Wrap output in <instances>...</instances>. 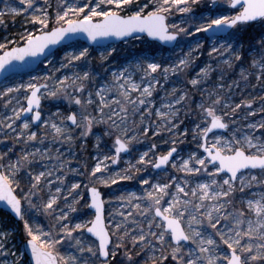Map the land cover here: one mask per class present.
Masks as SVG:
<instances>
[{"label":"snow or ice","instance_id":"obj_1","mask_svg":"<svg viewBox=\"0 0 264 264\" xmlns=\"http://www.w3.org/2000/svg\"><path fill=\"white\" fill-rule=\"evenodd\" d=\"M0 2L4 5L0 24L6 16L23 15L27 23L37 26L35 31L20 33L18 40L0 43V73L9 71L14 61L38 58L50 46L80 35L96 44L139 33L172 43L181 33L211 31L217 41L208 53L219 57L217 66L206 64L183 86L173 84L159 105L155 94L171 77L187 75L198 58L192 53L202 47L199 41L176 60L139 55L115 69L106 66L116 52L108 45L100 56L101 72L88 70L89 49L82 47L66 53L61 64L77 67L76 62H84L73 78H57L52 85L5 86L0 92L2 100L23 91L26 101L21 103L17 97L11 114L0 117V143L12 141L0 152V202L24 221L25 247L33 264H113L117 256H121L117 264H264V115L255 121L247 119L264 113V106L255 110L252 100L237 102L232 95L234 89H241V81L247 85L253 76L258 82L264 80V0H224L234 14L200 23L194 33L170 25L168 14L173 9L191 13L199 0L143 4L140 0H56L54 9L52 0ZM216 2L212 0L213 5ZM256 26L258 34L249 35ZM237 68L239 78L226 79L227 70ZM192 93H199L200 99ZM42 99L66 100L70 110L44 115ZM10 105L12 99H7L4 107ZM241 109L247 111L237 115ZM193 114L198 122L190 130L181 129L184 119ZM240 119L246 123L238 124ZM94 128H102V134H95ZM161 130L170 133L167 150L157 153L153 143L135 164L129 161L121 172L113 171L122 154L131 153L132 145L142 142L140 136L148 137L150 132L157 136ZM189 132L195 150L177 160V145L186 142ZM89 136L95 137L97 149L94 165L90 170L85 165L89 183H71L64 194L65 164L70 161L62 158L56 145L67 144L71 151L80 140L83 148ZM103 137L111 141L106 152L100 150ZM149 166L156 174L151 180L141 178L140 184L148 186L143 194L120 195L128 210L110 214L121 219L106 223L105 201L97 184L132 180ZM70 170L83 174L79 168ZM82 187L88 195L77 191ZM45 188L48 198L37 202V193ZM84 208L94 210L91 218L71 216ZM28 210L55 223L45 230L39 221L25 219ZM9 235L0 232V256L4 257L0 264H18L8 259L16 255L7 247ZM65 248L71 251H62Z\"/></svg>","mask_w":264,"mask_h":264},{"label":"rangeland","instance_id":"obj_2","mask_svg":"<svg viewBox=\"0 0 264 264\" xmlns=\"http://www.w3.org/2000/svg\"><path fill=\"white\" fill-rule=\"evenodd\" d=\"M12 3H18V0H11ZM147 2V0H140V3L143 4ZM53 9L56 6V0H52ZM4 7L3 3L0 2V9ZM150 10V9H149ZM51 11V10H50ZM234 14V10L229 8L224 0H217L216 4L213 5L212 0H199L197 4L192 5L191 13H181L175 9L168 14V23L177 24L181 27H185L189 32L194 33L195 26L200 23H205L211 18H215L219 15H231ZM37 26H34L30 23H27L24 19L23 15H18L16 17L6 16L5 23L0 24V43H5L6 41L18 40L19 34L24 32L26 29L35 31ZM235 31V30H231ZM259 26L249 29V35L258 34ZM247 39V37H245ZM199 41L202 47L197 51L193 52L192 55L194 57H198L195 59L193 65L188 70L187 75L181 74L179 77H171L167 83H164L163 86L159 89V91L155 94L154 99L157 105L160 104V98L165 96V90H169L172 88L173 84L178 86H183L186 83V80L192 76H195L196 73L200 70V68L204 67L206 64H212L214 67L217 66V60L219 57H216L215 54L213 56H209L212 46L217 41L214 38H209L206 33L199 32L194 33L193 35H187L185 33H181L179 36V41L174 48H166L155 41H150L147 36L136 37L122 42H114L111 44H106L98 47H91L87 43L78 40L69 45L62 46L59 48L49 59L44 61L39 68L32 74L29 75H19L14 76L6 80L4 83L0 85V92H2L5 86L16 87L19 84H27L29 82L35 83H49L50 85L59 78L63 79L65 77L73 78L74 73L81 70L84 67L83 61L76 62L77 67H73L69 65L68 67H62V61H64V57L66 53L78 52L82 47H87L89 49L88 56L86 60L89 61L88 70L101 72V53L104 51L105 46L111 45L116 48V52L113 53L112 57H109V60L106 66L109 69H115L119 65H123L126 61L133 59L139 55H147L153 56L155 55L158 59L163 57L165 60L171 59L176 60L178 56H182L189 51V46H195V42ZM11 46V45H10ZM2 54V52H0ZM220 67H225L220 65ZM229 75L226 79H238L239 68L233 70H227ZM33 77L37 79L33 81ZM216 73H213V80H215ZM48 78V79H45ZM167 84V85H166ZM91 86V85H90ZM190 88L191 86L188 85ZM167 88V89H166ZM71 91V89H69ZM196 100L200 99L199 93H192ZM233 98L235 101L239 102L241 99L252 100L253 101V109L259 110L262 106H264V80L256 81L255 77H250V83L247 85L241 81V89L233 90ZM19 97L21 103H25L24 93L21 91L20 93H11L8 96L4 97V99L0 100V117L7 112L9 115L11 114V107L16 106V98ZM7 99H12V105H10L7 109L4 107V103ZM75 105H72V108L75 109ZM59 110L61 113L67 114L69 112V104L66 100H51V99H42V112L44 115H48L52 112H56ZM246 109H241V113L246 112ZM264 115V113H259L257 116L248 117V120H259L260 116ZM198 122V116L193 114L189 116L187 119H184V123L180 125L181 129L188 128L189 130L193 127L194 123ZM19 121L17 124L19 125ZM147 124V121L145 122ZM246 121L244 119L238 120V124H244ZM156 126L153 125V128ZM35 130V129H33ZM102 128H94L93 132L95 134H102ZM226 134V133H225ZM0 139H3L0 136ZM51 137H49V140ZM170 139V133L167 131L161 130V134L157 136H153L150 132L148 137L140 136L139 140L142 142L134 143L132 145V152L128 154H122V158L120 163L117 165H113L112 169L115 172H121L123 169L128 167V162L135 164L136 158L138 155L144 151H147L150 146L155 143L157 145V153H163L170 147L169 143H165V141ZM96 143L94 136H89L87 138V143L81 148L80 140H77L74 145L71 146V151L69 150V145L65 144L63 146L56 145L57 148L60 149V154L65 161H70V163L65 164V175L66 180L62 187L65 189V193L67 194V187L71 183H89V178L87 171L85 170V165L87 169L90 170L91 167L96 162L93 157L96 155L97 149L94 147ZM12 141L9 139L4 143H0V152L5 151L10 145ZM111 141L108 137H103L101 142V151L106 152L108 150V146H110ZM38 147H43L41 145H37ZM51 146V145H49ZM19 147V146H17ZM179 150V155L176 156V159L179 160L181 156H187V153L195 150V144L191 140V132H189V136L185 143L177 145ZM75 153V155H73ZM151 155V153H150ZM45 163H48L45 161ZM51 163H55L52 161ZM143 167V166H140ZM79 168L80 173L71 171L70 169ZM171 171V169H170ZM155 170H153L150 166L146 171H142L135 174V177L132 180L121 181L118 184L111 186H104L97 184L100 192L102 193L103 200L105 201V217L107 223H111L113 219L119 220L121 219L118 215H110L115 214L120 211H127L128 207L123 202L119 201L118 197L120 195H127L129 193H136L137 195L143 194V189L147 188V185H141V178L152 179L155 175ZM55 186H52V190L54 192ZM77 191H81L86 193V190L78 189ZM49 192L48 189L45 188L43 192L37 193V202H42L40 198L46 200L48 198ZM60 206L64 205L63 200L58 201ZM83 203V202H81ZM27 209V206L25 205ZM59 211V209H57ZM93 211L90 208H84L78 213H73L71 216L77 220L83 218H91V214ZM25 219L30 222L39 221L40 225L45 227V230L49 226L55 223L51 218L40 215L33 214L31 210L26 211ZM139 219V217H137ZM35 226V225H34ZM131 227V225H129ZM10 232V235L7 240V247L10 252H15L16 255L9 256V261L17 260L18 264H32L29 257L26 254L24 242L28 237L24 231V221H17L11 214L6 211L0 210V232ZM62 251H71L70 249H63ZM4 257L0 256V261H3ZM121 260V256H117L116 261L113 264H117V261Z\"/></svg>","mask_w":264,"mask_h":264},{"label":"water","instance_id":"obj_3","mask_svg":"<svg viewBox=\"0 0 264 264\" xmlns=\"http://www.w3.org/2000/svg\"><path fill=\"white\" fill-rule=\"evenodd\" d=\"M169 19V18H168ZM206 35L209 37V38H213L212 36V32H208L206 33ZM142 36H147L146 34L144 33H139V34H134L133 36L131 37H127V38H124V39H115V38H112L110 40H107V41H104L103 44H96V43H92L90 41L87 40V38L85 36H77V37H74L73 39L69 40L68 38H66L64 41H62L60 44L56 45V46H50L49 49L46 50V53L45 55H42L38 58H26V61L24 63H20V62H13L12 66H10L9 68V71H6V72H3V73H0V85L2 83H4L6 80H8L9 78L11 77H14V76H19V75H29V74H32L34 73L38 68L39 66L44 62L46 61L47 59H49L59 48H61L62 46H65V45H69L70 43H73L75 41H78V40H81L85 43H87L89 46L91 47H98V46H103V45H106V44H111V43H114V42H122V41H126V40H129V39H132V38H136V37H142ZM148 37V36H147ZM148 39L150 41H155V42H158L159 44H161L162 46L166 47V48H174L178 41H179V37H178V41L176 42H172V43H164V42H161V41H158V40H153L152 38L148 37ZM102 194V193H101ZM102 199H103V196H102ZM0 210H3V211H6L8 212L9 214H11L17 221H19V219H17L14 215V213L11 212V210L5 205L3 204L2 202H0ZM92 210V209H91ZM94 211V210H92ZM105 206H104V216H105ZM105 222H106V217H105ZM27 240V239H26ZM26 240L24 242V246L26 245ZM25 251H26V254L27 256L29 257L31 263L33 264V261L31 259V255H30V249H27L25 247Z\"/></svg>","mask_w":264,"mask_h":264},{"label":"bare ground","instance_id":"obj_4","mask_svg":"<svg viewBox=\"0 0 264 264\" xmlns=\"http://www.w3.org/2000/svg\"><path fill=\"white\" fill-rule=\"evenodd\" d=\"M167 85V84H166ZM167 89V88H166ZM106 223H107V221H106Z\"/></svg>","mask_w":264,"mask_h":264}]
</instances>
